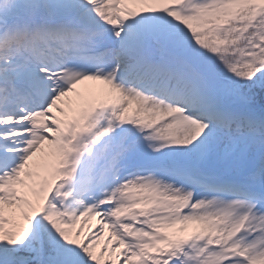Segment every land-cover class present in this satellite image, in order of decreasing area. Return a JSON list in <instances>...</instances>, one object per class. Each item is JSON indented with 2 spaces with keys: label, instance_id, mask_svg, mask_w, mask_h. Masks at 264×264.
<instances>
[{
  "label": "snow or ice",
  "instance_id": "1",
  "mask_svg": "<svg viewBox=\"0 0 264 264\" xmlns=\"http://www.w3.org/2000/svg\"><path fill=\"white\" fill-rule=\"evenodd\" d=\"M0 264H264V0H0Z\"/></svg>",
  "mask_w": 264,
  "mask_h": 264
}]
</instances>
